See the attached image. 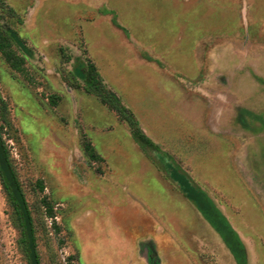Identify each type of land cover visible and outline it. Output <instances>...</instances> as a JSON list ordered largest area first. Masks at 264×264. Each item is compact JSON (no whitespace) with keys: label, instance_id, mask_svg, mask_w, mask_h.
Listing matches in <instances>:
<instances>
[{"label":"rangeland","instance_id":"rangeland-1","mask_svg":"<svg viewBox=\"0 0 264 264\" xmlns=\"http://www.w3.org/2000/svg\"><path fill=\"white\" fill-rule=\"evenodd\" d=\"M0 31L21 60L0 49V131L39 264H235L157 169L176 161L264 264V0H0ZM88 60L176 161L89 94ZM0 264H29L1 182Z\"/></svg>","mask_w":264,"mask_h":264},{"label":"trees","instance_id":"trees-1","mask_svg":"<svg viewBox=\"0 0 264 264\" xmlns=\"http://www.w3.org/2000/svg\"><path fill=\"white\" fill-rule=\"evenodd\" d=\"M103 14H110L107 9L102 10ZM114 23L118 25L117 17L115 12L112 13ZM10 41L9 34L0 31V49L5 53L6 59L12 64L14 68L19 67L20 59L16 58L10 50L4 49V45ZM76 76L87 86V91L89 94L95 95L100 98L101 102L108 106L110 109L117 112V114L122 117L132 129L134 139L139 142L145 152L153 158L164 155L160 150L159 146L151 141L145 134H143L140 129L138 120L134 114L123 105L122 101L118 96L110 91L103 83L101 76L98 72L95 64L88 60L84 63L78 64L76 68ZM89 150L90 156L93 158H99V155L95 151L93 145L88 142L86 144ZM154 152V154H151ZM166 162L167 159L163 157ZM159 160V159H158ZM165 162V163H166ZM168 176L176 182L182 189L184 195L188 197L201 211V213L206 217V219L218 230L221 234L232 253L237 259L239 264H246L245 247L240 240L238 233L231 227L226 218L223 216L221 211L216 208L213 201L208 197V195L186 174L180 170L169 172L170 169H163ZM0 182L7 194V197L14 208L16 213L19 226L22 230V243L25 248V252L28 256L29 264H39L38 256L35 252V237L33 229V219L31 212L28 209L27 201L20 187L19 180L15 174L12 166L9 152L5 143L2 140V135L0 131Z\"/></svg>","mask_w":264,"mask_h":264},{"label":"crops","instance_id":"crops-1","mask_svg":"<svg viewBox=\"0 0 264 264\" xmlns=\"http://www.w3.org/2000/svg\"><path fill=\"white\" fill-rule=\"evenodd\" d=\"M116 14V13H115ZM117 15V14H116ZM114 16V15H113ZM115 24V23H114ZM116 25V24H115ZM117 26H119V27H121L119 24L117 25ZM92 61V60H91ZM94 63V62H93ZM95 64V63H94ZM95 66L97 67V65L95 64ZM97 69H98V67H97ZM98 72H99V69H98ZM99 74H100V72H99ZM100 76H101V74H100ZM101 79H102V81H103V83H104V85L106 86V84H105V82H104V80H103V78H102V76H101ZM107 87V86H106ZM108 88V87H107ZM109 89V88H108ZM110 90V89H109ZM110 91H112V90H110ZM113 93H115L114 91H112ZM116 94V93H115ZM117 95V94H116ZM118 96V95H117ZM119 98V97H118ZM120 99V98H119ZM121 100V99H120ZM122 101V100H121ZM123 103V102H122ZM124 105V104H123ZM126 106V105H125ZM127 107V106H126ZM129 109V108H128ZM130 110V109H129ZM132 113H133V111L132 110H130ZM134 114V116H135V113H133ZM136 117V116H135ZM137 119V118H136ZM138 120V119H137ZM138 123H139V121H138ZM139 126H140V129L142 130V132H143V134H145L151 141H153L156 145H158L159 146V148H161V147H163V143L161 144V143H159V142H157L158 140H156V139H154V137L151 135V134H149L145 129H143L142 127H141V125H140V123H139ZM132 131V130H131ZM91 143V142H90ZM92 144V143H91ZM93 145V144H92ZM94 147V146H93ZM166 154H167V156L169 157V158H172V159H174L175 160V158L173 157V155L169 152V151H167V150H165L164 148H161ZM98 154V153H97ZM99 155V157H101L102 158V160H104V158L100 155V154H98ZM150 156V155H149ZM150 159L152 160V162L153 163H155L156 165H157V161L153 158V157H151L150 156ZM155 161H154V160ZM176 161V160H175ZM176 165L177 166H179L180 167V170H182L184 173H186L188 176H189V174L182 168V166L179 164V162H177L176 161ZM157 169L159 170V172H161L168 180H169V182H171L175 187H177L178 188V190H179V192H178V194H179V196H183L184 197V200H186V201H188L189 203H190V205H194L195 207L194 208H196V211L198 212V214H200V216L202 217V219L205 221V223L208 225V227L210 228V229H212V231H214L215 233H216V236H218L219 238H220V241H221V243H224V245L226 246V248L228 249V251H229V253H230V255L232 256V258H233V260H234V262H235V264H239L238 262H237V259H236V257L234 256V254L232 253V251H231V249L229 248V246L227 245V243L225 242V240L223 239V237L221 236V234L218 232V230L206 219V217L201 213V211L198 209V207L188 198V197H186L185 195H184V193H183V191H182V189H181V187L176 183V182H174L169 176H168V174L162 169V168H160V167H157ZM190 178H191V176H189ZM191 180L194 182V184H196L195 183V181L191 178ZM168 182V183H169ZM168 183H167V185H168ZM197 185V184H196ZM197 186H199V185H197ZM200 187V186H199ZM201 188V187H200ZM202 189V188H201ZM203 190V189H202ZM205 192V191H204ZM206 193V192H205ZM222 213V212H221ZM223 214V213H222ZM223 216L226 218V220L228 221V223L231 225V227L234 229V227L232 226V224H231V222L228 220V218L223 214ZM235 230V229H234ZM236 231V230H235ZM237 232V231H236ZM238 233V232H237ZM238 236H239V238H240V240L242 241V243H243V245H244V247H245V255H246V264H249V255H248V251H247V248H246V246H245V244H244V242H243V240L241 239V237H240V234H238ZM155 255H157V253L155 252V251H152V254H151V258L153 259V260H156V258H158V256L156 257ZM151 259V260H152ZM151 263V262H150Z\"/></svg>","mask_w":264,"mask_h":264}]
</instances>
